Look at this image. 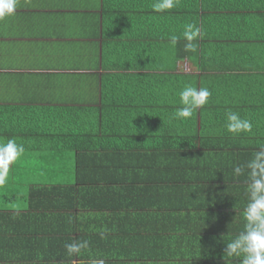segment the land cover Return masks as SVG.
I'll return each instance as SVG.
<instances>
[{
    "label": "crops",
    "instance_id": "0c3cea01",
    "mask_svg": "<svg viewBox=\"0 0 264 264\" xmlns=\"http://www.w3.org/2000/svg\"><path fill=\"white\" fill-rule=\"evenodd\" d=\"M244 7L235 13L264 14ZM116 12L105 0H19L0 19V146L13 140L25 149L0 184V264H191L184 255L192 252L221 264L226 241L243 230L248 170H234L264 148V91L224 86L217 74L238 73L230 69L211 72L204 87L194 60H179L156 71L163 84L194 74L188 87L211 95L173 120L170 109L183 105L166 101L186 87L155 88L152 71L126 66L135 57L106 53L103 32L115 28L107 15ZM236 43L218 50L217 67L264 62L261 50ZM254 72L264 80V70ZM112 75L117 85L104 86ZM245 98L258 100L262 134L226 129L229 111L250 121L238 106ZM52 110L65 113L53 134H42ZM171 124L192 130L191 143L175 146ZM42 139L44 148L29 147ZM177 157L182 168L164 166ZM216 157L231 168L218 171ZM82 241L81 254L66 255V243Z\"/></svg>",
    "mask_w": 264,
    "mask_h": 264
},
{
    "label": "trees",
    "instance_id": "16d2710c",
    "mask_svg": "<svg viewBox=\"0 0 264 264\" xmlns=\"http://www.w3.org/2000/svg\"><path fill=\"white\" fill-rule=\"evenodd\" d=\"M105 1L107 11H117L116 14L110 13L111 15H107V22H109L110 19L115 28L110 30L107 29L103 32L106 36L104 42L106 53L110 52L112 55L118 53L120 55H131L133 58L135 57L136 61L132 60L129 64H126V66L152 71V76L155 80V82L153 81V86H155V88L163 86L168 87V84H170L171 87H188L191 86L192 79L197 82L194 74H183L179 76L174 74L170 76L168 84L164 85L161 76L155 74L156 71L162 68L167 69L168 67L170 70H173L179 60L192 59L201 70V74L199 75H201L202 81H204V87L211 85V83L208 82V77L211 72L220 71V69L228 71V69H230L232 71H238V73L228 72L221 74L218 72L217 74L218 77L222 76L225 78L226 83L224 86L240 89L241 87L257 86L261 87L264 91V80L261 79L262 75L254 72V70H264L263 60L258 62L252 58H247L249 62H245V64H233L232 67L228 64H226L227 67L221 65L217 67L216 64L218 63H215L218 50L222 47L224 49H229V45H233V43L237 44L236 42L241 46L237 47L238 49H243L244 46H247V48L244 49L250 50L253 48L261 50L264 57V14L235 13L239 11L241 7L245 8V5H247L251 11L256 8H264V0H178L175 7L164 11H157L153 8V4L156 0H146L151 2V4L148 3L147 8L144 7L145 0ZM141 3H143L142 6ZM245 9H247V7ZM134 11H136V13ZM187 24H194L199 30L197 37L192 42L194 44V50L189 51L185 50V44L188 43V41L183 37L185 25ZM173 36L178 37L175 43H173L171 39ZM253 55H255V53H252V55L250 54L249 57H255ZM148 77H150V74H148ZM185 80H187L186 83ZM112 85H117L114 75L104 81V86ZM170 94L174 93L171 92ZM239 95V90L235 91L234 98H239ZM107 96L108 95L105 97ZM171 97L170 95L166 102L170 104L173 102H176L174 104H182L180 103L181 100L173 101ZM245 99L249 103H242V105L238 106H240L244 115L250 119V122H253L251 130L258 134L261 132L262 134L263 128H257L256 123L259 111L255 109V106L259 104L258 100H252L251 98ZM235 108L237 109V106H235ZM178 110L179 109L174 108L170 109L173 120L176 119L175 114ZM235 111H238L239 115L242 117V112L240 110ZM51 112L54 116H52L50 122L42 126V134H53V127L57 129L62 120L61 116L65 113V111L63 112L61 110H52ZM260 115H264V107L261 109ZM171 127L172 128H169V130L176 133V139L179 141V144H174L175 146H187V141L191 143L193 139L192 130L190 131L188 127L184 130L181 128L177 130L174 124H171ZM227 134V132H224V134L223 132L217 133L215 137ZM197 136L196 134V137ZM208 136L212 137L211 134ZM67 144L68 142H56L53 143V146L59 147L60 145ZM27 146L28 144L26 143V147ZM29 147L31 149L44 148V140H37L29 144ZM185 153V162L188 163L189 161L187 158L190 154H188V152ZM214 160L217 164L219 162L218 167H216L217 165L215 164V168L219 169L218 171L224 173V170H229L228 168H231L230 161L226 158L216 157ZM181 161H183L182 157H179V161L178 157L174 159L170 158L167 162L169 164L164 166L168 169H170L169 166L182 168L179 166L181 165ZM231 181H235V178ZM238 183L241 182L239 181ZM241 220H243V218H241ZM184 256H189V259H195L192 260L191 264H214V261L217 260L216 258L212 260L213 256L194 252L186 253ZM218 258L222 259L223 262L221 264H226L223 256H218ZM229 264H240V262L239 259H231Z\"/></svg>",
    "mask_w": 264,
    "mask_h": 264
},
{
    "label": "clouds",
    "instance_id": "9594fccd",
    "mask_svg": "<svg viewBox=\"0 0 264 264\" xmlns=\"http://www.w3.org/2000/svg\"><path fill=\"white\" fill-rule=\"evenodd\" d=\"M19 0H0V19L14 15ZM178 0H156L153 8L157 11L172 9ZM198 29L194 24L185 25L183 37L188 43L185 50H194L192 43L198 35ZM173 43L178 37H171ZM211 93L208 89H196L186 87L180 92V100L183 105L177 112L176 118H189L193 110L208 103ZM227 131L234 134L249 132L252 124L243 119L238 113L229 111L226 113ZM24 146L17 145L10 140L6 145L0 146V184L6 180L10 166L24 154ZM248 170L249 183L247 185L248 203L243 213L245 221L243 230L234 238L228 239L224 248L223 257L226 264L231 259H239L240 264H264V148L258 150L254 157L245 165L237 166L235 172L244 174ZM66 255L69 257L81 254L88 247L87 241L79 243H66Z\"/></svg>",
    "mask_w": 264,
    "mask_h": 264
}]
</instances>
